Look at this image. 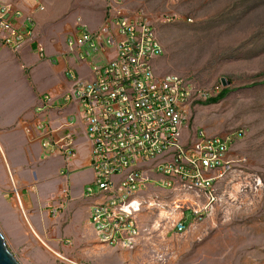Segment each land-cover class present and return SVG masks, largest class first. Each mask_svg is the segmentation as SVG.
<instances>
[{"label":"rangeland","instance_id":"obj_1","mask_svg":"<svg viewBox=\"0 0 264 264\" xmlns=\"http://www.w3.org/2000/svg\"><path fill=\"white\" fill-rule=\"evenodd\" d=\"M89 1L94 14L101 15L99 1ZM102 2L107 4L108 15L110 3ZM121 2L126 14H144L155 29L165 52L157 61L158 74H177L207 91L222 88L223 78L230 83L233 92L221 102L208 104L202 99L191 104L190 127L184 129V135L191 138L197 129L212 136L244 129L246 136L231 151L244 161L221 187L222 202L198 226L166 241L158 237L136 250H124L93 241L87 203L63 198L66 186L56 182L55 157H42L38 166L17 158L18 165L25 168L18 175L10 171L0 147V230L9 249L21 264H264V0ZM72 11L74 16L79 12ZM68 28L66 20L57 30L58 42ZM60 46L56 44L57 51ZM87 61L99 59L91 52ZM35 68L27 67L23 73L31 84ZM38 71L35 69L37 78ZM20 91L10 92L6 101L18 104ZM31 113L28 110L25 119L29 120ZM34 123L21 124V143L28 155L35 137L26 133L25 126ZM86 138L83 132L76 139L82 143ZM43 150V155L50 157L52 148ZM13 178L35 233L19 206ZM90 185L99 192L96 183ZM67 186L72 191L71 184ZM55 208L58 214L53 213Z\"/></svg>","mask_w":264,"mask_h":264},{"label":"built area","instance_id":"obj_2","mask_svg":"<svg viewBox=\"0 0 264 264\" xmlns=\"http://www.w3.org/2000/svg\"><path fill=\"white\" fill-rule=\"evenodd\" d=\"M108 1V26L95 34L84 26L81 36L67 40L73 54L84 47L116 52L103 66L94 65L93 81L69 75L74 85L64 98L76 105L79 116L61 121L57 128L38 121L25 131L46 140L42 147L52 148L49 156L61 152L67 166L79 151L77 132H85L93 182L99 187L98 193L91 185L83 192L88 223L100 244L136 250L158 237L166 241L184 235L216 210L221 187L244 161L231 151L246 130L212 136L197 129L186 139L191 104L217 96L223 86L207 91L177 74H158L157 61L165 52L152 24L142 13L126 14L121 0ZM17 18L25 22L18 26ZM27 21L33 23L1 4L0 43L20 53L35 38ZM50 107L45 102L38 112ZM63 193L66 199L69 189ZM16 198L19 202L17 193Z\"/></svg>","mask_w":264,"mask_h":264},{"label":"crops","instance_id":"obj_3","mask_svg":"<svg viewBox=\"0 0 264 264\" xmlns=\"http://www.w3.org/2000/svg\"><path fill=\"white\" fill-rule=\"evenodd\" d=\"M98 1V8H96L100 13L103 10L101 15L94 14V5L89 0H0V5L12 6L15 11L22 12L25 18H32L33 23L27 21L26 24L27 28L33 30L35 34L34 41L26 44L18 54L0 43V141L3 144L0 143V147L2 153L8 165H10V171L13 169L15 174L18 175H21V172H23L25 168L23 165L22 167L18 165L17 158L22 157L27 165L38 166L41 160L55 157L56 164H54L58 166L54 173L57 180L56 182L61 185L65 183L66 188H68V184H71L72 191L69 190L68 196L71 197L73 202L83 200L84 189L90 186L95 177L94 171L90 168L89 159L91 147L88 138L82 143L76 139V143L79 145V151L76 159L67 166L65 157L59 151H56L55 154L50 155V157H45L43 155L44 150L42 144L43 141L46 142L45 139L41 141L38 137H35L32 149L29 150V155L26 154L21 143V124L26 121L34 123L35 120H39L40 122H45V124L49 123L52 127L57 128L61 121L71 120L73 116H79L76 105H74V103H68L64 98V95L69 92L74 85V81L69 75L73 74L78 79L93 81L95 79L93 71L94 65L99 64L103 66L109 59H112L116 53L113 48H107L106 54L105 52L98 53L93 50L90 51L88 47L81 48L75 54L68 50L67 40L71 37L81 36L83 34L81 31H78V29H83L84 26H86L91 33L95 34L108 26L107 4L105 2L103 3L102 0ZM80 2H82V4ZM74 5L77 6V8H75ZM100 8L102 9L100 10ZM73 9L79 11L75 16L73 15ZM97 16H99V18L96 20ZM66 20H68L69 28L62 36V41L58 42L56 38L57 30L61 29ZM80 20L81 23L78 24ZM24 22L23 19L17 18L14 20V23L18 26ZM57 43L61 45L59 51H57L55 47ZM102 45L103 44H101V46ZM39 46L43 48L44 52L40 51ZM45 51L48 52L47 58L45 56ZM91 52L96 54L99 62L87 61L88 56H86V54H91ZM32 65L37 67L35 68L36 70H40L38 71L40 77L39 75L38 78L36 77L35 69H33V82L31 84L29 80L25 79L23 73L26 71L27 67ZM31 86L35 87L38 94L34 93L35 91ZM19 88H21L19 103L12 104L6 101L10 92L17 91ZM46 96H49V101L45 99ZM25 101L29 102L24 103ZM45 102H48L51 106L50 109L45 113H37L38 109L43 106ZM22 108H24V110H22ZM28 110L32 112L29 120L24 117ZM55 117L57 120H55ZM75 131H78L77 127H75ZM17 132L19 135L16 134ZM78 134L80 133L77 132V135ZM9 140H13V142L11 143ZM62 172H66L63 176H67V178L61 176ZM69 175L71 176L69 177ZM87 177H91V181L87 180ZM13 181L20 200L18 202L19 206L29 226L35 233L36 231L32 227V223H30L31 221L27 216L26 209L21 199V193L16 186L14 178ZM76 188L79 189L77 190ZM88 231L92 235L93 241H98L93 229L89 227Z\"/></svg>","mask_w":264,"mask_h":264},{"label":"water","instance_id":"obj_4","mask_svg":"<svg viewBox=\"0 0 264 264\" xmlns=\"http://www.w3.org/2000/svg\"><path fill=\"white\" fill-rule=\"evenodd\" d=\"M224 88L230 86L226 79L221 80ZM228 83V84H227ZM0 264H21L9 249L3 233L0 230Z\"/></svg>","mask_w":264,"mask_h":264},{"label":"trees","instance_id":"obj_5","mask_svg":"<svg viewBox=\"0 0 264 264\" xmlns=\"http://www.w3.org/2000/svg\"><path fill=\"white\" fill-rule=\"evenodd\" d=\"M232 92H233V90L231 88H228V87L224 88L221 90V92L217 96L210 98L207 101V103L208 104H217V103L221 102L222 100H224Z\"/></svg>","mask_w":264,"mask_h":264},{"label":"bare ground","instance_id":"obj_6","mask_svg":"<svg viewBox=\"0 0 264 264\" xmlns=\"http://www.w3.org/2000/svg\"><path fill=\"white\" fill-rule=\"evenodd\" d=\"M16 189V188H15ZM16 193H17V189H16Z\"/></svg>","mask_w":264,"mask_h":264},{"label":"clouds","instance_id":"obj_7","mask_svg":"<svg viewBox=\"0 0 264 264\" xmlns=\"http://www.w3.org/2000/svg\"><path fill=\"white\" fill-rule=\"evenodd\" d=\"M223 86V85H222ZM223 89H224V87H223Z\"/></svg>","mask_w":264,"mask_h":264}]
</instances>
